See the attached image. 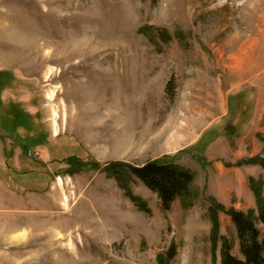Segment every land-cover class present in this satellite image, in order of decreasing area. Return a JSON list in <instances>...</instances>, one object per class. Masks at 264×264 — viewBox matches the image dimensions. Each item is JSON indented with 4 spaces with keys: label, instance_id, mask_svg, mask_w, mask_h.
<instances>
[{
    "label": "rangeland",
    "instance_id": "obj_1",
    "mask_svg": "<svg viewBox=\"0 0 264 264\" xmlns=\"http://www.w3.org/2000/svg\"><path fill=\"white\" fill-rule=\"evenodd\" d=\"M72 156L90 165L68 174ZM236 156L264 158V0H0V264H222L224 238L241 258L227 212L214 248L208 212L256 208L230 180L264 168ZM154 160L203 197L165 211L128 172L147 213L94 167Z\"/></svg>",
    "mask_w": 264,
    "mask_h": 264
},
{
    "label": "trees",
    "instance_id": "obj_2",
    "mask_svg": "<svg viewBox=\"0 0 264 264\" xmlns=\"http://www.w3.org/2000/svg\"><path fill=\"white\" fill-rule=\"evenodd\" d=\"M66 163L71 167L67 171L68 174L82 171L90 165V163L76 156L68 158ZM236 165L237 167L259 165L264 168V158L256 156L255 158L239 161ZM94 167H97L96 169H104L112 178L117 179L121 187L128 193L126 195L135 202L141 211L147 213L150 211L146 203L129 194V189L126 185L128 183V172L135 175L147 188L158 195L165 211L170 210L176 200L182 202L183 209H189L197 199L203 197L201 189L196 186V175L191 170L173 162L154 160L142 167L111 163L104 168L94 163ZM249 185L255 197L256 208L251 209L247 213L235 209L227 211L216 200L210 199L208 212L213 223L214 248L216 249L219 238V214L227 212L236 229L242 256L241 258L235 256L232 252V243L224 238L221 250L222 264H264V237L258 227V224L264 225V180L262 177L257 179L251 177ZM172 251L174 252V248Z\"/></svg>",
    "mask_w": 264,
    "mask_h": 264
},
{
    "label": "crops",
    "instance_id": "obj_3",
    "mask_svg": "<svg viewBox=\"0 0 264 264\" xmlns=\"http://www.w3.org/2000/svg\"><path fill=\"white\" fill-rule=\"evenodd\" d=\"M229 96V97H228ZM231 97V98H230ZM232 97H233V95L232 94H227V106H228V110H229V112L230 113H233V109L236 107V105H238L237 107V109H240V107H241V99L242 98H240L239 100H236L237 98H234V101H233V103L231 102V99H232ZM241 101V102H240ZM228 110H226V111H228ZM236 111V110H235ZM229 114H228V112H226V114H224L223 115V117H224V120L225 119H228V116ZM221 119V118H220ZM222 120V119H221ZM231 121V116H230V119H228V120H226L225 122L226 123H228V122H230ZM261 122L260 121H258L257 119H256V121H251V123L250 124H247L246 125V127H245V130H247V131H253V132H255V133H257L258 132V126L259 125H261L260 124ZM252 125H254V127H255V129H252V128H250V127H252ZM239 142V144H240V142H241V140L239 139L238 140ZM214 142V141H213ZM214 144V143H213ZM212 143H210V146L211 145H213ZM197 147V146H196ZM195 147V148H196ZM200 148H197V149H192V151L194 152L195 150L197 151V150H199ZM192 152V153H193ZM195 154H193V156H194ZM236 162L234 163V166L235 167H237V163L239 162V161H242V160H246V159H240V158H238V156H236ZM209 161V163L212 161V160H208ZM204 166H205V168L207 167L205 164H204ZM185 168H187V169H189L187 166H184ZM218 167H220L219 165H218ZM249 167H253V168H256L257 166L256 165H248V166H243V167H237L238 169H246V168H249ZM192 172H194L192 169H190ZM253 173H255V171L253 172ZM260 173V172H259ZM261 174V173H260ZM256 175H258V174H253V176L255 177ZM263 177V180H264V175L263 174H261ZM221 177V176H220ZM239 177V175H234V181L233 180H230V183L231 184H233V187H234V190H235V196H238V198H240V197H243L244 195H246L248 198H249V200H251V202H252V204H255V197H254V194H253V192L251 191V189H248L247 187H245V186H243V184L240 182V179L238 178ZM238 181V182H237ZM241 185H242V187H241ZM212 194L211 195H213V197H215V198H218L219 200H221L224 204H228L229 202L228 201H225L224 200V198L226 197V194H224L225 196H220L219 197V195L221 194V193H217V192H211ZM251 204V205H252ZM232 206H236V204H232ZM235 208V207H234ZM235 210H236V208H235ZM240 211V210H239Z\"/></svg>",
    "mask_w": 264,
    "mask_h": 264
},
{
    "label": "bare ground",
    "instance_id": "obj_4",
    "mask_svg": "<svg viewBox=\"0 0 264 264\" xmlns=\"http://www.w3.org/2000/svg\"><path fill=\"white\" fill-rule=\"evenodd\" d=\"M57 110H55V116H54V122H56L57 123ZM59 182H61L62 183V180L61 179H59Z\"/></svg>",
    "mask_w": 264,
    "mask_h": 264
}]
</instances>
